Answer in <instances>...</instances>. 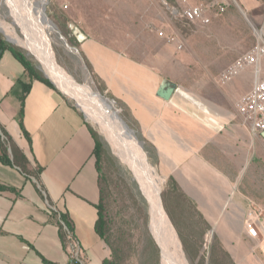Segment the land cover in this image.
<instances>
[{"label": "crops", "instance_id": "crops-1", "mask_svg": "<svg viewBox=\"0 0 264 264\" xmlns=\"http://www.w3.org/2000/svg\"><path fill=\"white\" fill-rule=\"evenodd\" d=\"M223 1L230 8L221 16L210 13V24L176 31L178 42L168 44L167 55L155 48L157 39L148 47L152 56L140 57L88 31L80 47L105 95L135 127L149 162L176 190L166 197L175 225L193 227L184 221L200 219L234 264H264V132H254L237 107L257 75L248 66L221 81L222 73L256 44L253 27L264 28V0H239L248 18L232 6L234 0ZM261 65L264 79V58ZM178 68L185 73L179 79ZM22 81L31 83L24 101ZM170 82L177 85L171 97L159 96ZM91 127L96 130L78 105L59 89L30 80L23 64L3 50L0 157L8 155L11 163L0 159V182L17 192H0V264H75L50 208L69 214L84 264L111 258L110 246L96 230L101 185ZM24 160L29 171L20 165Z\"/></svg>", "mask_w": 264, "mask_h": 264}, {"label": "rangeland", "instance_id": "rangeland-1", "mask_svg": "<svg viewBox=\"0 0 264 264\" xmlns=\"http://www.w3.org/2000/svg\"><path fill=\"white\" fill-rule=\"evenodd\" d=\"M44 1L46 15L55 24V30L51 32L52 44L50 46L54 63L65 74V77L75 85L77 84L81 88L84 87L85 91H89L86 90L88 87L98 96H102V99L107 98L110 102V110L122 118L124 123L135 132L138 139L133 138L143 144L135 127L120 112L118 103L113 101V97L105 95L102 86L98 84L97 79L89 71L87 59L80 47V42L73 33L74 27L88 31L92 37L110 43L115 49L140 57L152 56V50L148 47L153 45V39L155 41L157 39L154 43L155 48L160 50L162 54L167 55L169 52L168 44L178 42V40L172 41L168 37L169 35H176L178 38L176 31H198L201 26L208 25L191 23L183 18L173 17L168 4L175 6L200 4L209 8L212 2L217 0H165L167 4L163 2L164 0ZM234 5L238 6L243 15L247 18L250 17L248 10L239 3V0L234 1L232 6ZM229 8L220 14H217L215 9H210V12L213 17L221 16ZM12 22L13 16L10 14L9 4L5 0H0V35L3 40L10 46L23 51L34 62L41 74L44 76L47 74L57 84V88L82 109L104 142L97 158L101 175L103 213L107 220L106 239L112 250L110 263L163 264L161 248L150 227L151 204L147 192L139 185L132 172L115 153L110 141L97 124V120L91 115L89 108L83 103L81 104V98L79 99V97L66 92L58 83V78L54 72L49 67L45 70L35 54L30 53L25 47L9 39V35L13 33V31H9ZM160 31H166L167 36L160 35ZM14 33L18 37L29 39L26 31H23L19 26H16ZM247 37L248 45L251 47L254 44L252 31H249ZM202 40L208 45L213 44L212 39L203 37ZM179 51L180 48H177L176 52L179 53ZM174 71L178 79L185 75L180 68ZM82 94L84 95V93ZM85 101L86 99L83 102L87 104ZM90 110L93 114H96L95 116L101 114L96 106L90 107ZM142 149L145 152L144 144ZM155 171L161 183V198L164 208L177 231L189 263L234 264L223 245L217 242L213 231L210 232V229L201 226L204 223L202 220L184 221V223L196 224L193 227L180 228L175 225V221L166 206L168 192L175 189L173 190L171 187L170 181L164 179L156 169ZM176 198L182 199L180 196ZM181 214L184 216L183 211Z\"/></svg>", "mask_w": 264, "mask_h": 264}, {"label": "bare ground", "instance_id": "bare-ground-1", "mask_svg": "<svg viewBox=\"0 0 264 264\" xmlns=\"http://www.w3.org/2000/svg\"><path fill=\"white\" fill-rule=\"evenodd\" d=\"M9 4L13 22L9 31V39L25 47L30 53L40 59L41 66L46 70L49 67L62 88L89 108L91 115L97 120L101 131L110 141L115 153L132 172L147 192L151 204V231L157 240L162 255L163 264H190L182 248L177 231L171 223L161 198V183L154 167L149 163L142 143L137 142L122 126L118 116L109 108V104L87 87L81 88L65 77L52 59L51 32L55 24L46 15L44 0H5ZM19 26L26 31L28 40L18 37L14 31ZM1 27V26H0ZM5 31V28H3ZM44 64V65H43ZM64 86V87H63ZM84 93V95L82 94ZM84 96V98H82ZM89 97V98H88ZM86 99L85 104L83 100ZM97 107L100 116H95L90 107ZM95 109V108H94ZM95 111V110H92ZM99 113V112H98Z\"/></svg>", "mask_w": 264, "mask_h": 264}, {"label": "built area", "instance_id": "built-area-1", "mask_svg": "<svg viewBox=\"0 0 264 264\" xmlns=\"http://www.w3.org/2000/svg\"><path fill=\"white\" fill-rule=\"evenodd\" d=\"M163 2L167 4L165 0ZM228 5L223 0H217L212 2L209 8L200 4H186L183 6L168 4V8L175 18H183L191 23L209 24L212 21L210 9H215V12L220 14L227 10ZM253 29L256 36V44L222 73L221 81L222 83H227L248 66L255 68L257 79L253 88L240 98L237 107L246 123H249L254 132H264V79L259 77L262 72L261 64L264 58V28L254 26ZM160 35L165 36V32L160 31ZM168 37L172 41L178 40L176 35H169ZM182 47L183 45L179 44V48ZM113 101L116 102L115 99ZM64 226L67 229V225L64 224ZM247 228L253 234L257 233L252 222L247 224ZM69 235L71 237V234ZM70 255L75 264H84L81 258L80 246L76 240L70 242Z\"/></svg>", "mask_w": 264, "mask_h": 264}, {"label": "trees", "instance_id": "trees-1", "mask_svg": "<svg viewBox=\"0 0 264 264\" xmlns=\"http://www.w3.org/2000/svg\"><path fill=\"white\" fill-rule=\"evenodd\" d=\"M0 49L2 50H9L12 52V54L23 64V66L26 69V74L29 77L30 80H34V79H38L41 80L42 82L46 83L48 86L54 88V89H58L57 86L46 76H44L43 74H41L38 70V68L36 67V65L34 64L33 61H31L24 53L23 51H21L20 49H18L17 47H13L10 46L8 43H6L3 38L0 35ZM95 78V76H94ZM22 85L24 88V92H23V96H22V101H24L25 96L27 95V93L30 91L31 88V83L30 82H23L22 81ZM114 99V98H113ZM23 107L21 109V113H23ZM93 136L95 138L96 141V149H95V154L96 157H98L99 152L102 150V147L104 146V142L100 137V134L94 130L91 127ZM29 138V135H28ZM1 160H3L6 163H11V160L8 158V155L3 154L0 157ZM98 159V158H97ZM20 165L22 166L23 170L25 171H29L28 167H27V161H20ZM98 168L100 171V166L98 163ZM36 173V172H35ZM100 185H101V175H100ZM0 192L4 193V192H8V193H16L17 190L14 187H11L7 184H4L2 182H0ZM103 197H102V187H101V201L100 204L98 205V220L96 223V230L98 232V234L106 241V243H108L107 239H106V224H107V220L105 217V214L103 213ZM50 214L52 215V217L54 218V220L59 224L60 226V231H61V236H62V240L64 242V245L66 248L70 247V242L75 240V228H74V224L73 221L71 220L70 216L68 213H61L59 211H55L53 209L50 208ZM61 215V216H60ZM64 224L67 225V229L65 228ZM71 234V237L70 235ZM103 264H111L109 259H106L104 261Z\"/></svg>", "mask_w": 264, "mask_h": 264}, {"label": "water", "instance_id": "water-1", "mask_svg": "<svg viewBox=\"0 0 264 264\" xmlns=\"http://www.w3.org/2000/svg\"><path fill=\"white\" fill-rule=\"evenodd\" d=\"M73 33L79 42H82L85 39H87L86 33L79 27H74ZM2 52H3V50L0 49V54ZM46 77L49 78L55 85H57L47 74H46ZM176 86H177L176 83H173V82L166 83L165 85H163L161 87V89L158 92V95L165 98V99H169L171 97V95L173 94V92L175 91ZM104 99H107V98H104ZM142 147H143V145H142Z\"/></svg>", "mask_w": 264, "mask_h": 264}]
</instances>
